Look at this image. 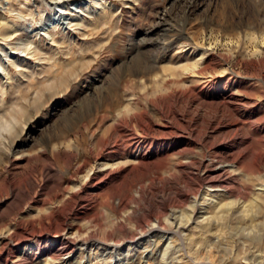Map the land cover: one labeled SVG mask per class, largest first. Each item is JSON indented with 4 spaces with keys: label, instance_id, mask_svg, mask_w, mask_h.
I'll list each match as a JSON object with an SVG mask.
<instances>
[{
    "label": "rangeland",
    "instance_id": "1",
    "mask_svg": "<svg viewBox=\"0 0 264 264\" xmlns=\"http://www.w3.org/2000/svg\"><path fill=\"white\" fill-rule=\"evenodd\" d=\"M99 1L0 0V145L27 140L24 152L43 150L44 144L47 150L15 164L0 156V194L7 188L4 175L11 173L20 181L33 171L31 190L21 201L11 200L10 194L3 197L1 236L13 229L24 234L53 224L61 228L67 222L81 230L89 227L103 242L108 236L123 243L131 235L143 236L121 249V264H264V0ZM56 10L66 18L60 22L73 18L65 28L55 26ZM174 37L179 39L173 46L159 52L162 43ZM189 39L199 47L177 53L176 46ZM157 55L151 69L148 65ZM177 65L196 74L181 76L179 68H170ZM170 74L174 80L164 79ZM175 94L181 96L177 103ZM116 116H123L125 123ZM135 122L144 128L137 129ZM165 125L196 130L205 139L194 134L187 136L191 142L186 144L170 141L175 128L170 131ZM234 133L248 137L237 147L249 151L243 170L234 171L228 162L226 146ZM106 141L117 151L103 148ZM224 141L225 147L215 148ZM52 145L60 148H54L58 155ZM143 153L148 156L144 164ZM117 159L135 164L110 180L97 182L101 174H96L94 189L81 190L93 163ZM188 159L227 171L222 185L231 198L217 193L216 199L231 200L229 206H209L205 193L215 191L201 185L195 170L176 171L175 164ZM42 163H47L48 173L46 169L37 175L34 166ZM139 185L149 191L152 211L161 213L159 227H153L148 203L143 214L136 215L140 222L132 218L134 203L127 199L137 198ZM161 186L178 200V207H161ZM75 191L84 199L74 206V214L69 202ZM115 195L122 206H117ZM256 196V207L245 210ZM196 203L198 207H192ZM56 209L62 210L60 215ZM120 223L123 231L117 229ZM5 246L0 244V249ZM86 248L80 264H117L115 253L108 257L109 249ZM14 249L25 264H44L30 242ZM7 262L0 257V264Z\"/></svg>",
    "mask_w": 264,
    "mask_h": 264
},
{
    "label": "bare ground",
    "instance_id": "2",
    "mask_svg": "<svg viewBox=\"0 0 264 264\" xmlns=\"http://www.w3.org/2000/svg\"><path fill=\"white\" fill-rule=\"evenodd\" d=\"M99 1V0H98ZM102 1V0H101ZM104 1V0H103ZM100 2V1H99ZM63 9H65V7L63 8ZM59 10V9H58ZM58 10H56L54 13L55 14H53V15H56V14H58V17H57V19L55 20V22H56V24H55V22H54V19H53V22H54V24H55V26L57 25V24H60V26L63 28H65L66 27V24L68 23H70L72 20H73V18L72 17H69L68 19H69V21H67V22H60V19L61 20H65L66 18L64 17H62L61 15H62V13L60 14L59 13V11ZM58 11V12H57ZM61 11V10H60ZM65 11V10H64ZM55 18V17H54ZM52 21V20H51ZM67 24V25H68ZM59 26V25H58ZM174 36V35H173ZM178 36V35H177ZM180 36V35H179ZM182 36H184V35H182ZM186 36V35H185ZM184 36V37H185ZM172 37V36H171ZM178 38V37H177ZM177 38H175L174 37V39H166V41L165 42H161L162 43V45L160 46V50H159V52H165L168 48H171L172 46H173V44L175 43V40L177 39ZM179 39V38H178ZM165 40V39H164ZM182 40V39H181ZM186 40V39H185ZM190 41H188V43H185V45H183L182 43L181 44H178V46H176V48H177V53H181V51H182V49L183 48H185V47H187L186 49H190V50H194L195 48H194V46H197V44L196 43H194L191 39H189ZM156 41V40H155ZM177 41V40H176ZM182 42H183V40H182ZM199 46H197V48H198ZM183 51H185V50H183ZM164 54V53H163ZM160 55V54H159ZM159 55H157V56H155L156 57V59H154V60H150L149 62V65H148V67H150L151 69L155 66V64H156V61H158V59H159V57L161 56H159ZM193 62V61H192ZM190 65V64H189ZM191 66V65H190ZM194 66H195V63H194V65H193V68H194ZM146 67V66H145ZM144 67V68H145ZM147 67V73H148V70H149V68ZM167 67V66H166ZM3 68V67H2ZM5 68V67H4ZM170 68H179L180 69V72H179V74L182 76H184L185 74L186 75H188L189 73L188 72H191V74L194 72V70L192 71V69H191V71H185L184 69H187L186 68V66L185 65H177V66H174V67H170ZM7 69V68H6ZM166 69V68H165ZM190 69V68H189ZM1 71V70H0ZM135 71V70H134ZM146 71H144V72H146ZM137 72V71H136ZM176 72H177V70H176ZM134 73V72H133ZM178 73V72H177ZM197 73H199V72H197ZM194 74H196L195 72H194ZM136 75V74H135ZM157 75V74H156ZM171 75V74H170ZM166 76H168V75H166ZM172 77H174V75L172 74L171 75V77L169 76V77H164V79H168V81H169V78H170V80H171V78ZM173 80H174V78H172ZM177 79H179V77L177 78ZM166 80L164 81V82H166ZM172 80V81H173ZM176 81V80H175ZM174 83L175 82H173V83H171V84H173L174 85ZM176 83H177V81H176ZM169 85V84H168ZM178 93V92H177ZM173 96V95H172ZM220 97V96H219ZM218 98V97H217ZM173 101L175 102V103H177V102H179L180 100H181V96H179L178 94H175V96L173 97ZM220 103V102H219ZM122 110V109H121ZM128 111V110H127ZM17 112V111H16ZM15 112V113H16ZM20 112V111H19ZM18 112V113H19ZM157 112H159V111H157ZM21 113V112H20ZM119 113H121V112H119ZM164 113V112H163ZM162 113V114H163ZM22 114V113H21ZM15 115V114H14ZM119 115V114H118ZM117 115V116H118ZM123 115V114H122ZM126 115H128V114H126ZM10 116H12V115H10ZM115 117V120L116 121H118V122H124V120L123 119H120V118H123V116L122 117ZM130 116H133L132 114L130 115ZM129 116V117H130ZM125 118V117H124ZM10 119H14V117H10ZM131 119V118H130ZM129 119V120H130ZM9 120V119H8ZM192 120V119H191ZM10 121V120H9ZM127 121V120H126ZM139 121V120H138ZM11 122H13V121H11ZM17 122V121H16ZM136 122H137V120H136ZM136 122H135V124H136ZM141 122V121H140ZM140 122H138L137 124H136V126H138L139 128H137V129H143V128H140L141 127V123ZM233 122V121H232ZM125 123V122H124ZM188 123V122H187ZM118 124H120V123H118ZM233 124H234V122H233ZM238 124V122L236 121L235 122V126ZM13 125H14V123H13ZM232 125V124H231ZM117 126V125H116ZM165 127H167V128H169V130L171 131L173 128H175V131L173 130V131H171V133H169L170 134V138H169V140L170 141H175V140H184L185 141V144L186 143H189V142H191V140H190V138H188L187 136H194V134H196V130H193V129H189V128H180V129H178V128H176V127H173V125H165ZM117 128L115 127V130H116ZM60 133V132H59ZM12 134V133H11ZM17 137V136H16ZM15 137V138H16ZM169 137V136H168ZM167 137V138H168ZM196 137L197 138H200V139H205V137H204V135H197L196 134ZM248 138L247 136H239L237 133H234V134H232V137H231V139H230V141L232 142L231 144H228L226 147H227V150L230 152L229 153V164H230V166L234 169V171L235 170H239V169H242L243 170V165H242V160L243 159H245V157H246V155H248V150H247V147H244L243 149H238L239 148V145L240 144H242V143H246L247 141H245V139L246 138ZM63 139V138H62ZM250 139V138H249ZM16 140H17V138H16ZM168 140V142H170ZM237 140H239V141H237ZM246 140H248V139H246ZM57 141V140H56ZM63 141V140H62ZM160 141V140H159ZM187 141V142H186ZM237 141V142H236ZM245 141V142H244ZM4 142V141H3ZM50 142H51V140H50ZM59 142V141H58ZM114 143H115V141H113ZM112 142V143H113ZM194 142H197V140H194ZM5 143H6V141H5ZM62 143V142H61ZM67 143H69V142H67ZM104 143V142H103ZM107 141H106V143H104L103 144V148H104V146H106L107 145ZM112 143H111V145H112ZM174 143V142H173ZM18 144V143H17ZM29 144V142L27 141V140H24L23 142H19V144L18 145H16V144H14V141L13 142H11V143H9L8 145L6 144V145H3L2 144V146L0 145V156H3L5 159L4 160H6L7 162H9V161H11V163L13 162H17V161H20V160H22L26 155H32V154H34L36 151H41L40 153H42L43 152V150L45 149V147H46V144H44V146H43V150H42V148L41 149H38L37 148V150H35V151H32V152H24V148H22L23 146L25 147L26 145H28ZM31 144V143H30ZM39 144V143H38ZM60 144V143H59ZM108 144H110V140H109V143ZM117 144V143H116ZM225 141L224 142H220L218 145H215V148H217V149H219V148H223V146L225 147ZM115 145V144H114ZM167 145H168V143H167ZM174 145V144H173ZM172 145V146H173ZM6 146V147H5ZM16 146H18V149L16 148ZM49 146H50V144H49ZM62 146H64L63 144H62ZM61 146V147H62ZM67 146V145H66ZM116 146V145H115ZM161 146V145H160ZM60 147V146H59ZM101 147V146H100ZM107 148H109L108 146H106ZM238 147V148H237ZM22 148V149H21ZM52 152H54L55 150H54V148H57V146H55V145H52ZM50 148V149H51ZM64 148H67V147H65L64 146ZM69 148L70 149H72L71 148V146H69ZM102 148V147H101ZM112 147H110L109 149H111ZM113 148H115V150H116V147H113ZM112 148V149H113ZM237 148V149H236ZM30 149V148H29ZM58 149V148H57ZM60 149V148H59ZM58 149V150H59ZM100 149V148H99ZM108 149V150H109ZM112 149H111V152H113L114 151V149H113V151H112ZM46 150V149H45ZM47 151V150H46ZM49 151V150H48ZM99 151V150H98ZM101 151H103V150H101ZM106 151H107V149H106ZM117 151V150H116ZM115 151V152H116ZM158 151V150H157ZM156 151V152H157ZM100 152V151H99ZM155 152V153H156ZM39 153V152H38ZM38 153H35L37 156H38ZM50 153V152H49ZM48 153V154H49ZM56 153H58L57 152V150H56ZM55 152L53 153V154H56ZM101 153V152H100ZM106 153V152H105ZM104 153V154H105ZM109 153V152H108ZM119 153V152H118ZM117 153V154H118ZM148 153V152H147ZM154 153V152H153ZM43 154V153H42ZM97 154V153H96ZM107 154V153H106ZM115 154V153H114ZM51 155H52V153H51ZM56 155H58V154H56ZM71 155V154H70ZM110 155H111V153H110ZM36 156V157H37ZM48 156V155H47ZM50 156V155H49ZM48 156V157H49ZM98 156V155H97ZM109 156V154L107 155V157ZM121 156V155H120ZM146 156H147V154L146 153H143L142 155H141V161L140 162H142V161H144L145 159H146ZM28 158H29V156H27ZM35 157V156H34ZM33 157V158H34ZM45 157V156H44ZM55 157V155H53V158ZM58 157V156H57ZM106 157V156H105ZM148 157V156H147ZM31 158V157H30ZM47 158V157H46ZM50 158V157H49ZM48 158V160H50ZM38 160H39V158H37ZM101 159V158H100ZM111 159V158H110ZM37 160V161H38ZM54 160V159H53ZM96 160L98 161V158H96ZM95 160V161H96ZM103 160V159H102ZM114 160V159H113ZM118 160V159H117ZM3 161V160H2ZM28 161H30L29 159H28ZM36 161V162H37ZM112 161V160H111ZM7 162H5V164L7 163ZM42 162V161H41ZM83 162V161H82ZM81 162V163H82ZM84 162H86V161H84ZM83 162V163H84ZM134 161H132L131 159H122V160H118V161H114V162H107V160H105V161H102L101 163H99V164H95L94 165V163H93V167L92 168H90V172L86 175V178H85V184L81 187V190H92V189H94V187L97 185L96 183L97 182H99V181H101V180H103V179H108V178H110L111 176H114V175H119V176H121L122 175V172L124 171H126V170H128V168L129 167H132L135 163H133ZM136 162H138V161H136ZM19 163V162H18ZM39 163H40V161H39ZM38 163V164H39ZM82 163V164H83ZM143 163V162H142ZM141 163V164H142ZM1 164V163H0ZM15 164V163H14ZM43 164V163H42ZM47 164V163H46ZM46 164L44 165H36V166H34V169L33 170H35L36 171V173H37V175L39 174V175H43V173H44V171H45V173L48 171V168L49 167H47L46 168ZM140 164V165H141ZM144 164V163H143ZM7 166V165H6ZM143 166V165H142ZM221 165H219V167L218 166H216V165H214V164H211L210 166L208 165H203V162L202 161H197V162H195V161H193V160H191V159H188V160H186V161H184V162H182V161H180V162H177L176 164H175V169H176V171H181V173H182V170L184 171V169L185 170H195L196 172H197V174H196V178H197V180L201 183V185H204L205 187H207V188H209V189H212V191L214 190L215 192L213 193V194H211V193H209V192H206L205 193V196L207 197H210V200H209V206H212V207H226V206H229L230 205V203H232V201L231 200H229V201H222V200H220V201H218L217 199H216V194L217 193H220V194H222L221 196H230L229 194H228V192L229 191H227L226 190V188H224L225 186H223L224 184H223V182L225 181V178L226 177H224L225 175H226V173H227V171L226 172H224L223 171V167L221 168L220 167ZM134 167H136V166H134ZM133 168V167H132ZM137 168V167H136ZM228 168V167H227ZM130 169V168H129ZM84 170V169H83ZM134 170V169H133ZM8 171V170H7ZM34 171V172H35ZM128 171H130V170H128ZM175 171V170H174ZM175 171V172H176ZM10 172V171H9ZM31 172H33V171H30V173ZM121 172V173H120ZM186 172V171H185ZM30 173H28L27 175H25L20 181H15L14 179H12V175L10 176V174L9 173H7V175H4V178H5V181H6V191H5V193H3V194H0V205H2V202L4 201V199H3V197L7 194V195H11V200H18L19 198H24V196L28 193V191H29V189L31 190V185H32V183L29 181V180H31L30 178H32V175L30 174ZM48 173V172H47ZM127 173V172H126ZM129 173V172H128ZM178 173V172H177ZM184 173V172H183ZM96 174H101V176L99 177V179L97 178V177H95V175ZM124 174V173H123ZM170 174V173H169ZM228 174V173H227ZM35 175V174H34ZM46 175V174H45ZM48 175V174H47ZM173 175H175L174 173H173ZM173 175H168V176H170V177H173L174 178V176ZM118 176V177H119ZM229 176V175H228ZM33 177H35V176H33ZM47 178V177H46ZM46 178H43V179H46ZM97 178V182H93L95 179ZM112 178V177H111ZM110 178V179H111ZM116 178V177H115ZM121 178V177H120ZM169 178V177H168ZM110 179H108V180H110ZM113 179H114V177H113ZM169 180V179H168ZM105 181V180H104ZM112 181V180H111ZM117 181V180H116ZM34 184V183H33ZM41 184V183H40ZM223 184V185H222ZM216 185V186H215ZM35 186V185H34ZM219 186H221V188L222 189H220V188H218ZM200 187V186H199ZM212 187V188H211ZM32 188H33V186H32ZM145 187H143V186H141V185H139V188L136 190V194H137V198L136 197H129L127 200H129L130 202H133L134 203V206H133V211L132 212H134V213H136L135 214V216H133L132 218H134L133 220H134V222L136 223V222H138L139 220L141 221V218L139 219V217L141 216V214H143L142 212H143V207L145 206L144 204H149L150 206L149 207H151V211H152V208L155 206L154 205V201H152L150 198H149V191H147V190H145L144 189ZM163 188H165V187H163V186H161V187H159V190H161L160 192H161V201L160 202H162V206L161 207H165L166 205L168 206V205H170V206H172V207H178L180 204L178 203V200L176 201L175 200V198H171L172 196L171 195H169L168 196V191L166 190V191H163ZM215 188H218L219 190H220V192H217V190H215ZM169 189H171V188H169ZM35 191V190H34ZM85 191V192H86ZM173 191V190H172ZM205 191H206V189H205ZM222 191V192H221ZM2 192V191H1ZM72 194H71V196H73V198H74V200L70 203L69 202V204H70V207H71V210H72V212L74 211V209H75V205L77 204V203H79V202H81V200L82 199H84V198H82L81 196V199L80 198H78V196H77V193L78 192H76L75 191V193H73V192H71ZM170 193V192H169ZM184 194V193H183ZM132 196V195H131ZM171 196V197H170ZM185 196V195H184ZM86 197H88L89 198V196H87L86 195ZM115 197V199H116V202H117V206L119 205V206H122L121 205V200L119 199V197L118 196H114ZM234 197V196H233ZM127 198V197H126ZM136 198V199H135ZM195 199H196V197H194ZM227 198V197H226ZM230 198H231V196H230ZM239 198V197H238ZM256 198H258L257 196L253 199L252 198V201H250V202H247L246 204H245V207H246V209L245 210H247V211H252V208L255 206L256 207V202L254 203V201L256 200ZM215 199V200H214ZM68 200V199H67ZM67 200H65V201H67ZM90 200V199H89ZM126 200V199H125ZM18 201H21V200H18ZM93 200H91V202H92ZM206 201V200H205ZM12 202V201H11ZM17 202V201H16ZM86 202V201H85ZM123 202H127V201H123ZM211 202H212V204H211ZM6 203V201L4 202V204ZM9 203V202H8ZM19 203V202H18ZM18 203H16V204H18ZM65 203V202H64ZM82 203V202H81ZM77 204V205H82V204ZM128 203V202H127ZM202 203V202H201ZM84 204V206L86 207V205H85V203H83ZM116 204V203H115ZM123 204V203H122ZM147 204V205H148ZM158 204V203H157ZM156 204V205H157ZM5 205H7V203L5 204ZM4 205V206H5ZM92 205H94V201H93V204H90V206H92ZM129 205V204H128ZM127 205V206H128ZM131 205V204H130ZM193 205V204H192ZM8 206V205H7ZM64 207L66 206L67 207V203H65L64 205H63ZM79 206V207H80ZM88 206V205H87ZM118 206V207H119ZM126 206V207H127ZM197 206V203L195 204V205H193L192 207H196ZM1 207V206H0ZM60 207V206H59ZM65 207V208H66ZM72 207H74V208H72ZM117 207V208H118ZM123 207H124V205H123ZM142 207V208H141ZM198 207V206H197ZM63 207H61V209H62ZM69 208V207H68ZM77 208V207H76ZM82 208H84V207H82ZM57 210V209H56ZM62 210H64V209H62ZM62 210H60L59 209V211L57 210V212H58V214L60 215V211H62ZM163 210V209H162ZM65 211V210H64ZM79 211V210H78ZM49 212V211H48ZM65 212H67V211H65ZM81 212V211H80ZM128 212V211H127ZM63 213V215L62 216H60V217H62L61 219H63L64 220V218H65V214H64V212H62ZM74 214H75V212H73ZM79 213V212H78ZM164 213V212H163ZM138 214V216L139 217H137L136 215ZM40 216H41V214H39ZM159 215H161V213H159V212H153L152 211V213L149 215L150 216V218L152 217V219H153V223H154V225H153V227H159L160 226V224H161V222H160V216ZM126 216H128V215H126ZM130 216V215H129ZM39 217V216H38ZM42 217V216H41ZM55 217V216H54ZM67 217V216H66ZM42 218H44V217H42ZM41 218V219H42ZM49 218V217H48ZM142 218H143V216H142ZM190 218V217H189ZM60 219V220H61ZM37 220V219H36ZM40 220V219H39ZM39 220H38V222H39ZM62 220V221H63ZM165 220V219H164ZM187 220V219H186ZM59 221V220H58ZM61 221V222H62ZM139 221V222H140ZM20 222V221H19ZM36 222V221H35ZM57 222V221H56ZM40 223V222H39ZM56 225H57V223H55ZM138 224V223H137ZM50 225H51V223H50ZM63 225V224H62ZM141 225V224H140ZM164 225V224H163ZM16 226H17V228H18V224H16ZM86 226V225H85ZM124 226H123V224L122 223H120V224H118L117 225V229H120V231H123V228ZM138 227V226H137ZM86 228V227H85ZM159 229V228H158ZM18 230V229H17ZM22 231V230H21ZM23 232H24V234H22V232H19V231H16L15 229H13V230H9V231H7V232H5V233H3L2 234V236H1V234H0V244H2V245H6L5 247H6V249H4V248H2V249H0V257L1 256H5V260H6V262H7V260H8V262H9V264H25V261L24 260H20V257H18L17 255H14V253H13V249L14 248H17L18 249V247H19V245L22 243V242H26V241H28V242H30L31 243V246H32V248L34 249L33 250V252H34V254H36V257L38 258V257H40V259L43 257L44 259H43V261H44V264H56L55 263V261L57 260L58 262L60 261V263H61V261H63L64 260V262L65 261H69L70 262V264H80V261H81V258H83V256H81L82 255V252H83V249L85 248V247H88V248H90V246H92V247H94L95 249H97L98 247L101 249V250H103V251H105V249L107 248V249H109V253L107 254L108 255V257L110 258V256L112 255V253H115V255H116V257H115V259L113 260V261H115L117 264H121L122 263V258H119V253H120V251H121V249L123 248V247H128L129 245H131V244H133V243H138V242H140L141 241V239L143 238V236H138V237H135V236H133V235H131V236H129L128 238H126L127 240L125 241V243H123V242H121V240H118V238L117 239H115V238H113L112 236L111 237H109L108 236V238H110V239H107V242H103V241H100V240H98L97 239V237L94 235V232H93V230H91L89 227L88 228H86V229H84V230H81L80 229V227L77 225V226H73L72 224H70V223H65V225L64 226H62L61 228H60V226L59 225H57V226H55L54 224H53V226H47V227H44L43 226V228H41V229H35V230H23ZM109 233V232H108ZM107 233V234H108ZM110 234V233H109ZM10 242H13V245H11V243ZM42 243H45V244H47L48 246H49V249H45V248H43V245H42ZM133 246V245H132ZM46 247V246H45ZM48 248V247H47ZM88 248H86V249H88ZM4 249V250H3ZM85 249V250H86ZM127 249V248H126ZM15 250V249H14ZM93 250V249H92ZM124 250V249H123ZM76 251V254H74V252ZM102 251V252H103ZM32 252V251H31ZM101 252V253H102ZM127 252H128V250H127ZM149 254V253H148ZM148 254H145L144 256H146V258L149 256ZM98 256H99V254H98ZM102 256V255H101ZM104 256V255H103ZM113 256H114V254H113ZM126 256V255H125ZM95 257V256H94ZM107 257V256H106ZM7 258V259H6ZM36 258V259H37ZM101 258V257H100ZM108 258V259H109ZM94 259V258H93ZM95 259H99V258H95ZM102 260V262H103V259H101ZM105 261V260H104ZM106 261H108V260H106ZM7 262V263H8ZM92 264H102L101 262H100V260L99 261H97V260H95V261H93L92 262ZM108 264H110V263H108ZM111 264H113V262L111 263Z\"/></svg>",
    "mask_w": 264,
    "mask_h": 264
}]
</instances>
